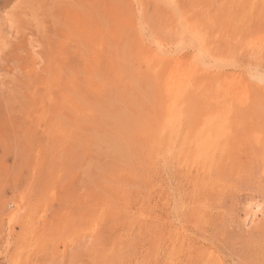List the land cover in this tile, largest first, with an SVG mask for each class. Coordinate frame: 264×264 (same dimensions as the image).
<instances>
[{
	"label": "rangeland",
	"instance_id": "rangeland-1",
	"mask_svg": "<svg viewBox=\"0 0 264 264\" xmlns=\"http://www.w3.org/2000/svg\"><path fill=\"white\" fill-rule=\"evenodd\" d=\"M125 1L0 0V264H264V20L230 36L236 64L212 69L195 101L192 132L223 117L233 138L222 176L195 185L193 163L124 138L127 115L154 118L157 98L132 30L115 34ZM225 2L182 0L231 27ZM118 54L133 67L124 91L91 84L88 59L110 83Z\"/></svg>",
	"mask_w": 264,
	"mask_h": 264
},
{
	"label": "bare ground",
	"instance_id": "bare-ground-1",
	"mask_svg": "<svg viewBox=\"0 0 264 264\" xmlns=\"http://www.w3.org/2000/svg\"><path fill=\"white\" fill-rule=\"evenodd\" d=\"M250 2L251 8L246 9ZM182 5V0H126L120 9L122 15L115 17L116 36L123 35L124 26L130 27L138 40L137 50L141 61L146 69L155 73L154 84L157 86L156 116L151 119L142 106L137 119L127 115L124 138L130 146L146 151L160 164L168 165L175 161L184 166L193 163L197 171H201L193 183L209 185L214 184L222 176V169L231 163L228 146L233 139L232 131L222 133L229 120L221 117L216 126L211 123L210 129L200 128L197 134L192 132L195 130V101L206 98L203 89L210 80L212 69L223 70L236 64L233 58L236 48L230 36L240 31L243 34L252 20H264V0L225 2L219 11L230 16L231 22L236 23L232 24L234 28L219 24L215 16L211 17L206 11L192 6L193 3L190 8ZM235 7L243 14L237 20L233 16ZM252 12H256L254 17V14L251 16ZM113 15H116L115 11ZM188 49H192V52L185 54ZM101 59H93L94 62L88 59L87 75L91 84L98 77L103 89L110 84L123 92L129 83L127 76L133 72V67L126 63L128 58L118 54L105 62L106 69L112 75L110 83L100 73ZM254 76L264 82L261 71L257 70ZM77 100L70 102L77 111L82 107L86 113H93L84 99ZM80 101L85 105L81 106ZM152 120L157 123L155 128H152ZM206 134L211 137L208 139ZM261 213L262 205L251 203L248 222L256 221Z\"/></svg>",
	"mask_w": 264,
	"mask_h": 264
}]
</instances>
